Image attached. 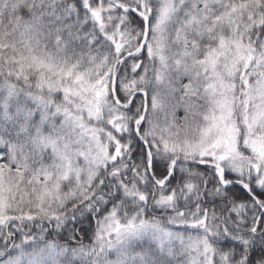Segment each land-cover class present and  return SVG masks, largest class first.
<instances>
[{
	"label": "snow or ice",
	"instance_id": "1",
	"mask_svg": "<svg viewBox=\"0 0 264 264\" xmlns=\"http://www.w3.org/2000/svg\"><path fill=\"white\" fill-rule=\"evenodd\" d=\"M0 264H264V0H0Z\"/></svg>",
	"mask_w": 264,
	"mask_h": 264
}]
</instances>
